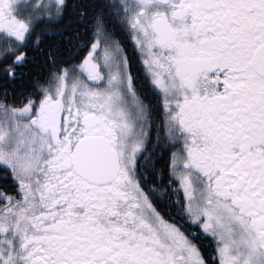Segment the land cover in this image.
Here are the masks:
<instances>
[{
  "label": "snow or ice",
  "instance_id": "snow-or-ice-1",
  "mask_svg": "<svg viewBox=\"0 0 264 264\" xmlns=\"http://www.w3.org/2000/svg\"><path fill=\"white\" fill-rule=\"evenodd\" d=\"M0 264H264V0H0Z\"/></svg>",
  "mask_w": 264,
  "mask_h": 264
}]
</instances>
